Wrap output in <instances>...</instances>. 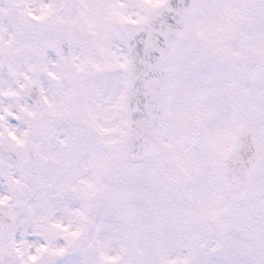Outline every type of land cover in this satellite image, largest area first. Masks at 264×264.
<instances>
[{
  "label": "clouds",
  "instance_id": "obj_1",
  "mask_svg": "<svg viewBox=\"0 0 264 264\" xmlns=\"http://www.w3.org/2000/svg\"><path fill=\"white\" fill-rule=\"evenodd\" d=\"M44 4L52 5L50 15L17 18L13 27L10 0H0L7 10L0 11V197L7 198L0 261L23 264L40 245L67 246L65 232L79 229L67 253H44L36 264H104L101 253L117 256L112 264H264V198L252 197L262 200L260 214L241 219L229 191L243 183L245 167L252 182L264 184V112L254 101L245 123L255 127L258 147L249 148L242 133L224 178L211 180L212 198H224L220 216L198 208L187 189L169 186L159 139L156 158L131 148L149 130L132 116L144 89L129 37L159 27L178 0H22L37 14ZM192 35L171 63L186 78L203 79L207 73L193 68L202 41ZM117 60L125 67H111ZM212 63L219 64L198 60ZM130 164L145 167L132 175Z\"/></svg>",
  "mask_w": 264,
  "mask_h": 264
},
{
  "label": "snow or ice",
  "instance_id": "obj_2",
  "mask_svg": "<svg viewBox=\"0 0 264 264\" xmlns=\"http://www.w3.org/2000/svg\"><path fill=\"white\" fill-rule=\"evenodd\" d=\"M179 6H169V18L160 17L159 27H149L144 34L134 32L129 46L142 66L143 107L132 116L138 124L146 125L149 135L131 148H143L145 155L156 158L158 150L153 138L159 139L167 150L168 168L165 179L173 190H188L198 208L213 216L224 212V198H212V177L223 179L227 162L238 147L242 133L250 135L249 148L258 147L255 127L245 123L246 113L264 112V0H178ZM14 11L11 19L40 21L51 14L52 5L44 4L37 14L22 7V0H10ZM0 11H7L0 9ZM121 21L129 18L119 12ZM193 33L202 41L199 59L216 60L219 64L198 65L193 68L207 73L203 79L186 78L173 68L172 58L181 45H192ZM117 60L111 67L124 68ZM228 105L229 107H225ZM15 139V133H10ZM179 137V139L177 138ZM22 143V141H18ZM256 153L248 157L251 164ZM243 163V159H242ZM145 167L130 164L132 175ZM247 167L241 169L243 183L229 191L236 201L241 219L260 214L257 207L264 198V184L252 182ZM153 183L158 177H149ZM190 186V188H189ZM6 197H0V204ZM80 230L65 232L67 246L40 245L36 253L23 264H36L44 253L63 256L69 251ZM14 246V245H13ZM18 255H23L19 247ZM117 256L101 253L104 264H112ZM0 264H14L0 261Z\"/></svg>",
  "mask_w": 264,
  "mask_h": 264
}]
</instances>
